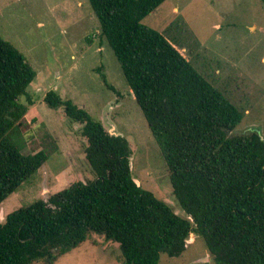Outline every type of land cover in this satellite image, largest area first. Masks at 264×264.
I'll use <instances>...</instances> for the list:
<instances>
[{
  "label": "trees",
  "instance_id": "16d2710c",
  "mask_svg": "<svg viewBox=\"0 0 264 264\" xmlns=\"http://www.w3.org/2000/svg\"><path fill=\"white\" fill-rule=\"evenodd\" d=\"M164 1L88 3L187 218L135 183L124 137L110 135L87 111L48 91L47 107L63 108L69 121L81 125L95 179L8 214L0 223V264H54L91 235L118 244L123 264H159L161 255L179 257L192 234L202 239L214 264H264V140L255 132L230 135L243 113L172 41L141 24ZM35 76L0 36V204L48 159L43 150L21 154L11 142L27 112L19 99ZM101 79L114 90L104 74Z\"/></svg>",
  "mask_w": 264,
  "mask_h": 264
},
{
  "label": "rangeland",
  "instance_id": "374dc122",
  "mask_svg": "<svg viewBox=\"0 0 264 264\" xmlns=\"http://www.w3.org/2000/svg\"><path fill=\"white\" fill-rule=\"evenodd\" d=\"M170 41L194 68L243 113L232 136L256 132L264 140V0H165L141 20ZM88 0H0V36L36 71L25 116L11 134L21 154L48 153L47 161L0 204V223L14 211L47 200L74 182L95 179L85 158L81 125L63 108L50 109L48 91L124 137L135 183L187 218L173 195L168 169L127 86ZM104 74L113 91L105 87ZM32 103V105H29ZM51 154V155H49ZM54 264H123L118 244L91 235ZM159 264H214L202 239L190 235L177 258Z\"/></svg>",
  "mask_w": 264,
  "mask_h": 264
},
{
  "label": "water",
  "instance_id": "95a60500",
  "mask_svg": "<svg viewBox=\"0 0 264 264\" xmlns=\"http://www.w3.org/2000/svg\"><path fill=\"white\" fill-rule=\"evenodd\" d=\"M109 133V132H108ZM256 133V132H255ZM110 135H114V136H117V134H111V133H109ZM262 139V138H261Z\"/></svg>",
  "mask_w": 264,
  "mask_h": 264
}]
</instances>
